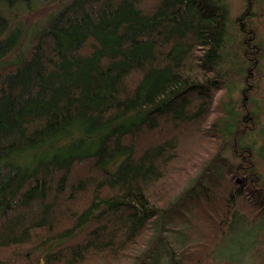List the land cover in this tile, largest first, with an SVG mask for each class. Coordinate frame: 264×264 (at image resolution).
I'll return each instance as SVG.
<instances>
[{"label":"trees","instance_id":"1","mask_svg":"<svg viewBox=\"0 0 264 264\" xmlns=\"http://www.w3.org/2000/svg\"><path fill=\"white\" fill-rule=\"evenodd\" d=\"M31 1L0 0V264H264V124L216 103L228 8L71 0L2 62L24 40L6 12ZM243 30L249 92L263 51Z\"/></svg>","mask_w":264,"mask_h":264},{"label":"rangeland","instance_id":"2","mask_svg":"<svg viewBox=\"0 0 264 264\" xmlns=\"http://www.w3.org/2000/svg\"><path fill=\"white\" fill-rule=\"evenodd\" d=\"M71 0H32L30 3H25L23 6L12 7L6 12L8 17L11 19L12 28L20 27L23 29V44L19 45L17 51H13L6 58L2 59V62H7L11 60H17L22 58L23 52L18 50L25 48L27 50L29 44L31 45L34 41L35 35L38 33L39 29L43 27L48 20L57 11L62 9ZM219 3L224 4L228 8V33L225 38V46L221 50V68L227 72L228 84L227 87L222 89L217 96V104H224L231 102V104H236L239 108V104L247 103L250 109H259V123L264 124V0H255L254 4L251 6L250 17L245 18L242 16L243 12L246 10L248 5V0H218ZM10 11V12H9ZM247 20V21H245ZM245 21V22H244ZM246 23H249L253 27L255 32V40L262 47V59H261V72L256 78L255 83L258 85L251 91H244L246 87L245 77L249 71V64L243 53L244 43L242 39L245 36L243 27ZM247 30V29H246ZM29 43V44H28ZM9 54V53H8ZM18 56V57H17ZM232 72H234L232 74ZM229 77V78H228ZM239 112H241L239 110ZM214 116L220 118V122L224 123L229 121L224 112H215ZM258 139V144L261 142V136L255 135ZM252 136L251 138H253ZM208 145L201 146L194 144L191 146L192 150L189 155L193 158L195 156H200V159H206L210 151V148H206ZM196 155H193L194 150ZM205 157H204V156ZM232 160L238 161V158L232 156L230 152L227 153ZM188 175L193 173L196 168L193 165L198 164L195 162L193 164L192 159L188 161ZM237 163V162H236ZM258 166L260 171L264 174V161L258 159ZM187 175V176H188ZM187 177H180L179 182L182 184L186 181ZM244 237V239H243ZM246 235L243 232L239 237V241L248 245L246 240ZM45 249L37 250L32 255L35 264H41L43 259ZM250 258L249 254L245 255L244 258L239 257L236 259V264H242Z\"/></svg>","mask_w":264,"mask_h":264}]
</instances>
